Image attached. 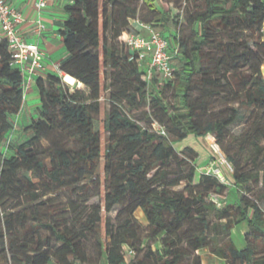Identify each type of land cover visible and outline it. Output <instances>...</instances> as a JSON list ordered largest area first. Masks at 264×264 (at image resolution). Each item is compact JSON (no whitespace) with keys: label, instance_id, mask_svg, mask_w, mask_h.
Here are the masks:
<instances>
[{"label":"trees","instance_id":"16d2710c","mask_svg":"<svg viewBox=\"0 0 264 264\" xmlns=\"http://www.w3.org/2000/svg\"><path fill=\"white\" fill-rule=\"evenodd\" d=\"M142 1L151 2L72 0L62 30L68 55L60 69L85 89L72 91L57 73L38 79L40 106L29 125L32 134L11 143L9 155L2 146L22 108L24 75L7 40L0 39V264H86V232L94 229L105 231L100 245L108 264H202L197 253L203 249L226 264H264V208L259 196L250 195V182L264 184V168L256 174L236 168V193L229 191L230 199L219 208L212 194L222 195L226 185L211 174L195 181L194 150L179 152L173 145L190 133L222 143L240 108H253L260 146L264 0H184L191 46L180 36L182 22L163 16L167 29L179 33L164 36L171 52L178 49L174 78L164 82L145 80L136 52L119 39L132 29ZM167 88L174 89L172 102ZM108 91L111 106L101 119ZM219 96L229 113L204 123L202 110ZM147 102L154 110L151 127L132 116ZM154 123L167 135L155 131ZM64 191L70 193L69 208L78 211L74 218L53 204L45 210L37 206L51 200L44 196ZM80 193L86 201L99 196L102 203L79 214ZM139 209L147 225L137 218ZM115 210L114 221L103 219V212ZM243 222L246 246L239 248L232 231Z\"/></svg>","mask_w":264,"mask_h":264},{"label":"rangeland","instance_id":"374dc122","mask_svg":"<svg viewBox=\"0 0 264 264\" xmlns=\"http://www.w3.org/2000/svg\"><path fill=\"white\" fill-rule=\"evenodd\" d=\"M185 1L184 0H151L148 4L144 1L140 3V15L138 17V22L140 24L150 25L155 30L160 32L163 36L177 37L178 32L168 30L164 24L163 16H168L169 18H174L177 21L182 22L180 36L182 38L188 39L192 36V27L188 25L186 21L185 14ZM131 32H136L132 26ZM264 68V65L262 66ZM264 76V74H263ZM65 80V79H64ZM66 82V81H65ZM109 82V80H108ZM75 85H69L71 90L81 88L85 89L83 85L80 87L79 83ZM198 85V84H197ZM196 86L194 95L200 96V92ZM165 95L169 101L174 100V89H165ZM101 112L100 118L105 119L108 116L110 110V100L109 91L105 92L101 101ZM213 106L209 109L202 110L201 118L204 123L211 120L222 119L229 113L228 102L222 99L221 96L218 99H212ZM154 110L151 107L150 102L142 105L139 109L132 112L134 119L138 121L144 127H151L150 117ZM256 109L253 108H240L239 118L235 123L230 125L226 132V137L222 143H219L215 136L199 137L195 134L190 133L186 138L180 140H174L173 145L179 152H184L186 148H192L195 155V162L198 165L197 174L195 181H199L202 174H211L219 177L222 183L226 185L223 190L222 195L212 194L214 201L217 203L219 208H222L226 202L230 199L228 192L236 193V188L234 187L233 174L236 168L247 173L256 174L259 170L264 168V139H261L259 145H256L255 137V126L257 125V113ZM37 118V117H36ZM13 120V130L7 135L6 141L2 146V152L5 155L8 154V147L11 143L17 142L21 143L30 138L31 132L29 130V125L34 119L24 120L19 119L18 116H14ZM99 124L97 123V126ZM260 148V149H259ZM231 156L236 160L235 166L228 157ZM226 178V179H225ZM252 188L251 196H259L260 203L264 208V184L261 182L257 184L256 182H250ZM182 184L179 188H183ZM50 197L51 200L48 203L37 205L41 210H45L47 204H53L54 206H59L61 208V214L66 216H72L73 218L78 214V211H73L69 208L70 205V193L61 192L60 194H51L44 196L42 200ZM86 194L80 193L76 196V201L80 204L78 210L82 212H92L95 210V206L102 203V199L99 196H93L86 201ZM11 210H8L10 212ZM117 211H112L111 213L103 212V219L110 218L112 221L116 219ZM2 216V214H1ZM137 218L142 222V224L147 225V220L141 209L136 212ZM248 229L246 222H243L235 227L232 231V239L239 248L246 246L244 232ZM87 238L85 240L86 251L88 255V260L86 264H108L107 258L104 254V250L100 244L106 240V235L104 229H94L86 232ZM157 247V244H154ZM210 256H215L209 249ZM198 254V253H197ZM202 264H203V257Z\"/></svg>","mask_w":264,"mask_h":264},{"label":"built area","instance_id":"2783aa9c","mask_svg":"<svg viewBox=\"0 0 264 264\" xmlns=\"http://www.w3.org/2000/svg\"><path fill=\"white\" fill-rule=\"evenodd\" d=\"M46 5L47 0H38L36 3L40 10ZM23 21L21 10L12 6L8 0H0V39L7 40L14 64L22 71L25 83L26 75L33 77L45 68L46 56L39 44L25 41L20 34L19 26ZM132 26L136 32H124L119 39L136 52V61L145 71L143 78L150 81L156 77L161 82L173 79V59L178 54V49L171 52L168 39L152 26L140 24L138 20H132ZM45 29L46 25L39 20L37 30L41 32ZM56 68L62 72L60 64ZM153 129L167 135L166 130L158 123L153 124ZM126 250L133 253L132 250Z\"/></svg>","mask_w":264,"mask_h":264},{"label":"crops","instance_id":"0c3cea01","mask_svg":"<svg viewBox=\"0 0 264 264\" xmlns=\"http://www.w3.org/2000/svg\"><path fill=\"white\" fill-rule=\"evenodd\" d=\"M8 2L23 13L24 21L19 26V29L24 40L39 44L46 56L45 68L43 70L33 77L25 76L24 101L21 111L16 115L19 119H36L38 116L37 108L40 106V93L37 87V80L40 78L45 79L52 73L61 75L63 79L68 76L63 72H59L56 65L61 64L68 55L62 30L68 18L66 7L72 3V0H47L46 7L41 10L36 6L38 0H8ZM39 20L46 25V29L41 32L37 30V22ZM171 31L174 30L171 29ZM64 81L72 85L66 79ZM81 85L83 86V84ZM81 85L80 87H82ZM198 254L203 257V264H226L225 260L210 256L207 249L199 251Z\"/></svg>","mask_w":264,"mask_h":264},{"label":"bare ground","instance_id":"6f19581e","mask_svg":"<svg viewBox=\"0 0 264 264\" xmlns=\"http://www.w3.org/2000/svg\"><path fill=\"white\" fill-rule=\"evenodd\" d=\"M65 79H66L68 82L72 83V84H74V82H76V80H75L74 78H72L71 76H67Z\"/></svg>","mask_w":264,"mask_h":264},{"label":"water","instance_id":"95a60500","mask_svg":"<svg viewBox=\"0 0 264 264\" xmlns=\"http://www.w3.org/2000/svg\"><path fill=\"white\" fill-rule=\"evenodd\" d=\"M263 74H264V68H263Z\"/></svg>","mask_w":264,"mask_h":264}]
</instances>
